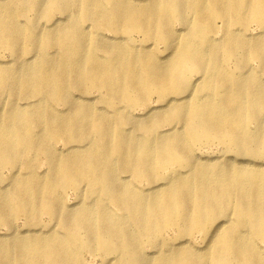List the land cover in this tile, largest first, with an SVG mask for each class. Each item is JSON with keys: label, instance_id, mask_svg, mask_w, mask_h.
I'll list each match as a JSON object with an SVG mask.
<instances>
[{"label": "bare ground", "instance_id": "bare-ground-1", "mask_svg": "<svg viewBox=\"0 0 264 264\" xmlns=\"http://www.w3.org/2000/svg\"><path fill=\"white\" fill-rule=\"evenodd\" d=\"M42 1L68 21L20 24L38 3L0 2L17 65L0 63V264H264V163L249 159L264 158V0ZM214 142L223 154H197Z\"/></svg>", "mask_w": 264, "mask_h": 264}, {"label": "rangeland", "instance_id": "rangeland-1", "mask_svg": "<svg viewBox=\"0 0 264 264\" xmlns=\"http://www.w3.org/2000/svg\"><path fill=\"white\" fill-rule=\"evenodd\" d=\"M10 1L11 0H0V2H4V3H9ZM136 1H141V0H136ZM34 2L38 3L39 9L37 11L35 8L30 9V10L18 11L17 15L15 17V20L17 22H19L20 24H26L28 21L34 20L35 24L37 26H39V28H41V27H49L55 20H59L58 25H60L62 23L64 24L68 21V16H67L66 12H62L61 10L56 9V10H53L49 13H46L48 6L43 5L42 0H34ZM68 13H70L71 15H77L80 18H82V15L78 12V10L75 7L73 9H70L68 11ZM190 16H191L190 14H187L186 19H189ZM172 21H173L172 27H173L174 31L178 33V36L183 35L184 33L182 31L185 30V27L183 25L179 24L178 19L172 20ZM81 24L85 29H88V31L89 30L91 31L93 28L92 24L89 20L82 19ZM216 24H217L216 27L218 28L221 25V22L217 21ZM89 27H90V29H89ZM254 27H255V25L252 24L249 28V32L253 31L252 28H254ZM44 29H48V28H44ZM37 31H38V29H37ZM103 32H104V34H103L104 36L111 35V33L106 31V30H104ZM256 32L257 31H253V34ZM130 34H131L130 36L135 40V42H139L142 39L141 35L137 32H133ZM220 34L221 33L219 32L214 36L218 37ZM143 43L147 44V45L153 44L152 49L155 51L156 54H159V55L163 54L162 57L167 55L170 51L166 48L164 43L160 42V40H157L156 37L154 39L145 40V41H143ZM48 52L52 56L57 55L56 52L52 49L48 50ZM33 54H36L35 51H32V52L28 53L27 55H24L21 60L25 61L26 58H30ZM0 63H2V65H4V66H10L14 70L16 69V66H17V65H15L16 63H15V58L12 55V50L10 48L4 46V45H0ZM251 63H252V66H254L256 68V61H252ZM233 66L235 67V63H234V60L231 59L228 61V67L233 68ZM196 77H199V75H192L191 79L194 80ZM102 95H103L102 93H100L96 90H92L88 94V96L92 100H98V98H100ZM0 99L2 102L7 101L9 99L8 92L5 91L2 94ZM148 99H149L148 102H149L150 106L163 104V102H157V95L156 94H152ZM24 102H25L24 98L22 100H19L20 104H24ZM95 105L97 107L103 106L99 102H96ZM66 108H67L66 105H62V104H58V107H57L58 110H65ZM145 111H146V109L142 105H139V106H136L132 110V113H134V115H140V114H143ZM167 127H168L167 125H162L159 130H165V129H167ZM56 146L58 148L57 149L58 151H60V149L63 147L62 143H58L55 145V147ZM199 147H200V145H198V147L195 148V150L197 151V154H199V155L202 154L204 156H209V157L220 156L221 154H223V151H224V147L217 142H214V143L209 144L207 146H202L200 148ZM224 155L227 156V155H231V154L224 153ZM249 159L252 161H258V162L264 163V158H249ZM47 171H48V167L46 165V160H45V158L40 157L39 162H38V167L36 168V174L44 176L47 173ZM8 174H9L8 170L4 168L2 170V176H8ZM126 175L127 174L123 173L122 177L128 178ZM0 186H4V184L0 183ZM86 187L87 186L84 185L82 188L86 189ZM85 193H86V191H85ZM63 196H64L63 200L65 201V203L68 206L75 205L79 200V198H77V196H76V191L72 188H67L66 190H64ZM84 198H86V196ZM101 204H102L101 202H95L94 203L95 208H98ZM81 205H83V204H81ZM94 205H93V207H94ZM110 209L115 211V209H113L112 207H110ZM42 222L45 223V226L49 225V226L55 227L53 224H55L56 220L50 219L47 215L44 214L42 216ZM45 226L43 228H46ZM24 227H25L24 217L18 216L13 222V228L16 230H21ZM8 229L9 228L7 226L0 224V237L5 236V234L8 233ZM146 251L150 252L151 249L146 247ZM85 255H86V259H88V260H90L92 258L88 254H85ZM93 262H94V264H100L101 261H100L99 257H96L93 259Z\"/></svg>", "mask_w": 264, "mask_h": 264}]
</instances>
